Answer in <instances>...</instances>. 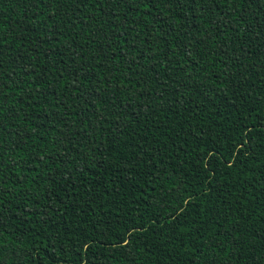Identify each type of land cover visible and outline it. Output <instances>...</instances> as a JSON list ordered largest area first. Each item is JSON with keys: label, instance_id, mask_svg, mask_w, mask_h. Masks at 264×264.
Instances as JSON below:
<instances>
[{"label": "trees", "instance_id": "16d2710c", "mask_svg": "<svg viewBox=\"0 0 264 264\" xmlns=\"http://www.w3.org/2000/svg\"><path fill=\"white\" fill-rule=\"evenodd\" d=\"M0 264H264V0H0Z\"/></svg>", "mask_w": 264, "mask_h": 264}, {"label": "snow or ice", "instance_id": "6c2138e0", "mask_svg": "<svg viewBox=\"0 0 264 264\" xmlns=\"http://www.w3.org/2000/svg\"><path fill=\"white\" fill-rule=\"evenodd\" d=\"M122 2H124V3H128V2H129V0H122Z\"/></svg>", "mask_w": 264, "mask_h": 264}]
</instances>
